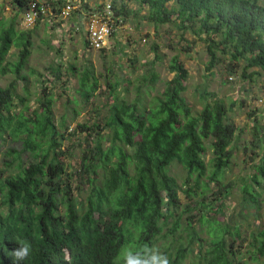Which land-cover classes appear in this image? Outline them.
Instances as JSON below:
<instances>
[{
    "label": "trees",
    "instance_id": "trees-1",
    "mask_svg": "<svg viewBox=\"0 0 264 264\" xmlns=\"http://www.w3.org/2000/svg\"><path fill=\"white\" fill-rule=\"evenodd\" d=\"M29 1L10 0L14 16L6 26H1L0 19V72L5 73L9 65L15 74L7 86H0V141L9 137L12 142H20V148H7L0 165V264H23L10 255L18 246L17 240L31 244L25 264H113L119 249L130 242L158 244L171 264H183L189 253H194L192 264H264L263 123L255 120L251 126L258 149L254 156L259 159L251 164L254 172L250 182L243 177L240 188L244 202L259 215L247 239L245 258L236 245L243 240L242 229L233 218L223 220L224 233L215 241L204 240L194 221L197 212L218 218L209 211L214 202L221 208L222 199L231 194L233 187L224 179L233 156L231 143L236 127L228 118L224 100L204 89L199 96L203 100L201 108L192 111L183 96L189 70L178 53L168 63V71L173 73L169 88L151 100L142 94V82L136 86L134 98L127 100L117 90L118 81H108L114 95L108 115L102 118V126L95 122L89 127L95 134L92 145L86 144L79 167L70 171L61 160L66 154L62 148L65 134L60 131L64 124L54 119L52 96L44 90L36 99L41 109L32 110L28 117L23 115V110L28 109L29 76L36 71L31 67L25 70L31 53V30L16 31V25L17 16L22 15ZM47 1L55 13L67 2L77 3ZM78 1L81 5L73 14L89 6L90 0ZM128 1L132 0L111 2L122 21L131 12L136 15L146 8L143 18L148 24L154 28L171 24L181 32L177 42L181 51L196 39L203 41L207 71L212 73L223 65V74H235L242 61V78L253 80V76L264 72V2L133 0L138 5L134 11L128 10ZM136 27L140 28V24ZM188 32L196 39L189 40ZM13 46L18 48L17 59L4 64ZM151 50L154 58L146 64L148 73L142 81L153 83L159 77L153 65L162 55L157 42L152 43ZM249 68L252 71L247 73ZM68 69L78 70L73 64ZM49 70L54 79L60 77V64L50 65ZM17 80L23 82L25 96L17 94ZM78 80L77 91L87 101L99 86L97 78L85 68L79 72ZM47 81L42 76L41 82ZM15 98L24 104L19 111L13 109ZM77 125L85 130L86 123ZM86 136L88 141L91 133ZM208 151L211 156L205 160ZM23 153L27 155L25 159ZM174 163L184 170L180 183L170 172ZM179 191L187 200L184 208ZM220 208L215 211L224 216Z\"/></svg>",
    "mask_w": 264,
    "mask_h": 264
},
{
    "label": "rangeland",
    "instance_id": "rangeland-1",
    "mask_svg": "<svg viewBox=\"0 0 264 264\" xmlns=\"http://www.w3.org/2000/svg\"><path fill=\"white\" fill-rule=\"evenodd\" d=\"M260 1L264 2V0ZM77 3L81 5L78 0ZM127 5L128 10L136 11L138 9L137 3L133 0L128 1ZM145 11L146 8H142L137 11L136 15L132 12L128 14L127 19L121 22L117 33L109 38L104 50H102L103 48L93 49L85 44V33L77 32L72 27L74 14L69 17L54 18V21L42 19L37 25L33 24L29 27L23 25L22 15H18L16 31L31 30L29 35L31 53L25 70L28 71V67H31L36 71L34 75L29 76V94L24 93L21 86L23 82L16 81L17 94L28 96L26 100L28 109L23 110V115L28 117L32 110L41 109V104L36 99L42 96L44 90L52 96L54 119L56 122L63 120L64 124L60 127V131L65 134L62 148L66 150V154L61 160L70 171L76 170L79 167L81 151L87 143L91 144V141L94 140V131L89 127L95 122H99V125L102 126V118L108 115V106L114 96L108 87V81L112 83L118 81L117 90L120 92V96L125 95L127 100L134 98L137 93L136 86L142 82V94H145L147 100H151L153 96L160 95L164 88H169L168 81L173 73L168 71V63L171 57L178 53L180 60L189 70V75L184 81L186 89L183 96L192 106V111L196 112L202 106L203 100L199 97L202 90L216 92L217 96L222 98L229 108L228 118L236 127L231 143L234 145L233 156L224 179L225 182L233 184L231 194L222 199L224 205L221 208L217 203H213L209 213L217 215L218 218H208L197 212V216L194 218L196 229L204 240L215 241L224 233L223 220L231 221L233 218L232 220H235L242 229L243 240L237 241L236 245L244 252L246 258L249 248L247 239H249L250 232L256 227L255 223L258 222L259 215L254 213L255 210L244 202L240 188L244 182L243 177L246 178L245 181L249 180L250 182V176L254 172L251 164L258 162L259 159L258 155L254 156L258 149L254 146L256 139H253L251 126L255 120H260L263 123L264 132V72L259 76H253V80L250 77L242 78L240 75L244 67L242 61L238 62V72L236 71L235 74H226L225 72L223 74L221 72L224 68L223 65H219V68L212 73L207 71L205 69L207 53H205L203 41L197 40L195 35L188 32L186 33L188 39L196 40L189 45L186 51H181V47L177 43L181 32H177L171 27V24H161L154 28L143 18ZM14 14L15 9L12 8L10 0H0L1 26H6ZM136 24H140V28L136 27ZM156 31L158 32L155 33ZM153 42L159 44L158 53L162 55V58L156 60L153 65V69L159 77L153 83L143 82V75L148 73L146 64L154 58V52L151 50ZM17 52L18 48L13 46L4 64L6 61L14 62L17 59ZM57 64H60L61 75L54 79L49 66ZM71 64L78 68L76 72L68 69ZM85 68L91 70L99 85L94 95L87 101H83L77 91L79 72ZM251 71L252 69L249 68L247 73ZM38 73H41L49 81L42 83V76ZM14 78L15 74L10 71L8 65L5 73L0 72V86H7ZM44 86L46 88H43ZM14 103V111H19L24 106L18 98H15ZM78 123H86L85 130L79 128ZM106 131L107 129L104 130V132ZM88 132L91 133V136L86 141ZM10 146L20 148V142H12L9 137L0 141L1 166H3L5 158L4 153ZM210 156V151H208L205 160H208ZM252 156H254L253 159L250 158ZM22 157L25 159L27 155L23 153ZM170 172L177 177L179 183L185 176L184 170L179 164L174 163L170 167ZM213 188L215 189L217 186L214 185ZM179 195L181 208H184L187 205L186 197L181 191H179ZM210 199L207 201L209 202ZM219 208L225 212L224 216H219V211H215ZM260 212H263V208L260 209ZM183 216L185 217V214ZM192 262H194V253H189L183 264H192Z\"/></svg>",
    "mask_w": 264,
    "mask_h": 264
},
{
    "label": "built area",
    "instance_id": "built-area-1",
    "mask_svg": "<svg viewBox=\"0 0 264 264\" xmlns=\"http://www.w3.org/2000/svg\"><path fill=\"white\" fill-rule=\"evenodd\" d=\"M112 0L89 1V6L80 12L81 23H74L72 27L78 32L85 33L87 46L93 49L104 48L109 38L118 31L122 22L120 16H116L111 5ZM80 7L79 3L67 2L60 7L58 13L52 11V5L47 0H30L22 12V23L29 27L37 19H53L69 17L74 10Z\"/></svg>",
    "mask_w": 264,
    "mask_h": 264
},
{
    "label": "clouds",
    "instance_id": "clouds-1",
    "mask_svg": "<svg viewBox=\"0 0 264 264\" xmlns=\"http://www.w3.org/2000/svg\"><path fill=\"white\" fill-rule=\"evenodd\" d=\"M17 244L10 255L14 261L25 264L32 251L31 244L25 240H17ZM113 264H171V260L158 244L146 242L137 245L130 242L119 249Z\"/></svg>",
    "mask_w": 264,
    "mask_h": 264
},
{
    "label": "crops",
    "instance_id": "crops-1",
    "mask_svg": "<svg viewBox=\"0 0 264 264\" xmlns=\"http://www.w3.org/2000/svg\"><path fill=\"white\" fill-rule=\"evenodd\" d=\"M90 1L91 2H96V1H100V0H90ZM71 15H73V13ZM81 17H82L81 13L74 14V21H73V23L80 24L81 23L80 22L81 21Z\"/></svg>",
    "mask_w": 264,
    "mask_h": 264
}]
</instances>
